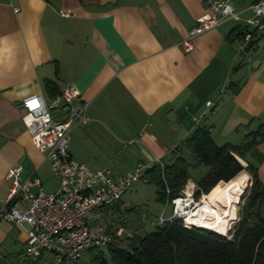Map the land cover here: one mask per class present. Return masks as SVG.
Returning a JSON list of instances; mask_svg holds the SVG:
<instances>
[{
  "label": "crops",
  "instance_id": "0c3cea01",
  "mask_svg": "<svg viewBox=\"0 0 264 264\" xmlns=\"http://www.w3.org/2000/svg\"><path fill=\"white\" fill-rule=\"evenodd\" d=\"M221 1L239 19L196 36L183 52L181 42L207 12L203 0H0V207L14 166L46 193L59 188L22 122L29 97L48 101L75 88L88 120L70 131L69 154L115 175L189 154L184 141L198 127L221 146L264 126V34L240 52L252 0ZM237 159L264 184V142ZM196 181L189 179L185 192ZM28 231L25 223L0 220V264H51L47 256L23 260Z\"/></svg>",
  "mask_w": 264,
  "mask_h": 264
},
{
  "label": "built area",
  "instance_id": "2783aa9c",
  "mask_svg": "<svg viewBox=\"0 0 264 264\" xmlns=\"http://www.w3.org/2000/svg\"><path fill=\"white\" fill-rule=\"evenodd\" d=\"M207 12L196 20L195 26L181 42L183 52L192 50V40L217 26L226 19L238 20L232 6L221 0H203ZM248 9L252 13L247 29L239 38V51H245L254 38L264 34V0H252ZM80 94L67 87L48 101L39 96L23 100L26 113L22 117L25 130L35 149L44 155L51 171L59 182L55 193L43 191L35 177L22 178V167H11L6 175L10 187L4 204L0 207V220L20 226L25 223L29 231L23 260L38 261L51 257V264H78L83 251L102 249L122 239L133 238L123 228L115 231L107 225H98L101 211L117 204L121 197L138 182L145 181V174L153 166L163 168V162H139L132 170L120 175L110 168L93 171L75 161L69 154L70 131L85 124L87 104L75 103ZM210 103H207L209 106ZM64 113L63 119L54 118L53 112ZM203 196V195H202ZM171 218H179L185 227L188 212L200 204L194 192L182 191L181 196L167 203ZM168 219V220H170ZM167 219L161 215L157 223Z\"/></svg>",
  "mask_w": 264,
  "mask_h": 264
},
{
  "label": "trees",
  "instance_id": "16d2710c",
  "mask_svg": "<svg viewBox=\"0 0 264 264\" xmlns=\"http://www.w3.org/2000/svg\"><path fill=\"white\" fill-rule=\"evenodd\" d=\"M45 88L51 91L52 83L47 81ZM258 141L264 142V126L245 135L238 145L217 146L207 127H198L184 141L185 148L197 159L196 165L208 168L195 182L196 199L201 195L212 197L243 171L250 176L251 185L239 204V220L230 239L210 230L185 227L181 219L172 218L157 223L144 236H134L122 245L120 239L110 245L107 253L112 264H264V184L255 168L243 167L237 159H244ZM163 165L162 169L153 166L148 170L144 182L153 183L157 201L167 204L184 191L189 180V164L178 155L170 164L163 162ZM88 251L94 261L104 264L101 251L95 248Z\"/></svg>",
  "mask_w": 264,
  "mask_h": 264
},
{
  "label": "rangeland",
  "instance_id": "374dc122",
  "mask_svg": "<svg viewBox=\"0 0 264 264\" xmlns=\"http://www.w3.org/2000/svg\"><path fill=\"white\" fill-rule=\"evenodd\" d=\"M179 155H183V152H180ZM183 156L186 157L189 164L188 174L191 181L198 180L200 177L206 174L208 168L204 165H196L197 159L192 154L189 153L186 155L184 153ZM250 182L251 180L249 181L248 187L250 186ZM192 192L195 194L196 187ZM204 199V195H201L200 198L196 199V201L199 202L200 200V204H202ZM238 211L239 205L237 206L236 204L233 208L234 219L227 221L229 228L227 235H224V237L227 239L231 238V233L234 229V226L239 220L237 216ZM262 213H264V210H262ZM161 215L165 219L170 216L171 206L169 204H163L157 201L156 187L153 183L138 181L130 187V189L121 197L120 201L116 205L107 207L101 211V215L99 216L97 223L103 227L107 225L111 230L114 231L118 228H123L125 232H131L133 237L144 236L145 234L154 230L155 224L158 222ZM121 240V245L126 243L125 235ZM97 250L102 252V261L104 264H112L106 248ZM49 258L52 261V258ZM78 264L103 263L100 261H94L90 255V252L85 250L82 252Z\"/></svg>",
  "mask_w": 264,
  "mask_h": 264
},
{
  "label": "bare ground",
  "instance_id": "6f19581e",
  "mask_svg": "<svg viewBox=\"0 0 264 264\" xmlns=\"http://www.w3.org/2000/svg\"><path fill=\"white\" fill-rule=\"evenodd\" d=\"M249 184V178L241 172L220 188L212 197L205 198L196 210L188 212L186 222L227 235V221L234 219L233 208L239 203ZM236 217V216H235Z\"/></svg>",
  "mask_w": 264,
  "mask_h": 264
},
{
  "label": "water",
  "instance_id": "95a60500",
  "mask_svg": "<svg viewBox=\"0 0 264 264\" xmlns=\"http://www.w3.org/2000/svg\"><path fill=\"white\" fill-rule=\"evenodd\" d=\"M248 190V186L246 187V191ZM245 191V192H246ZM245 196V193L243 194V196L241 197V199H240V201H239V203L237 204V206L240 204V202L242 201V199H243V197ZM196 227H198V226H196ZM198 228H201V227H198ZM202 229H205V228H202ZM205 230H208V229H205ZM212 231V230H211Z\"/></svg>",
  "mask_w": 264,
  "mask_h": 264
}]
</instances>
